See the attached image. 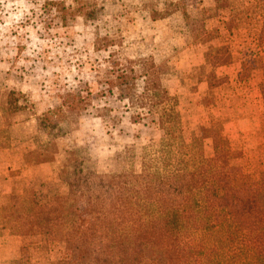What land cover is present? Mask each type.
I'll return each mask as SVG.
<instances>
[{
    "label": "rangeland",
    "instance_id": "rangeland-1",
    "mask_svg": "<svg viewBox=\"0 0 264 264\" xmlns=\"http://www.w3.org/2000/svg\"><path fill=\"white\" fill-rule=\"evenodd\" d=\"M48 1L0 0L1 142H8L11 123L22 122L26 137L14 150L34 149L27 163L49 169L23 192L0 194V208L12 196L30 206L63 195L87 223L95 217L94 201L81 187V165L100 173L130 163L139 169L142 150H154L164 131L156 112L141 110L142 121L132 122L133 110L111 85L112 70L121 71L127 59L156 64L177 99L186 142L201 139L210 157L213 143L225 138L226 164L244 183L264 179V0H54L67 7L64 16L47 13ZM96 40L106 47L95 49ZM112 60L120 65L113 68ZM223 60L229 61L217 65ZM131 86L139 90L141 79ZM108 88L81 109L85 90ZM77 168L80 180L71 189L66 181ZM3 224L0 209V240L8 249L0 264H88L75 250L81 228L60 233L52 212L43 231L19 234Z\"/></svg>",
    "mask_w": 264,
    "mask_h": 264
},
{
    "label": "trees",
    "instance_id": "trees-1",
    "mask_svg": "<svg viewBox=\"0 0 264 264\" xmlns=\"http://www.w3.org/2000/svg\"><path fill=\"white\" fill-rule=\"evenodd\" d=\"M44 8L63 16L67 12L54 0ZM259 45L264 51V34L259 35ZM105 47L104 40H96L95 49ZM111 64L114 68L120 62ZM112 75L111 85L133 110L132 122L157 113L164 131L157 147L142 150L138 170L131 163L112 173L81 165V187L94 201L95 217L87 223L66 197L47 195L30 206L17 196L9 198L0 208L3 225L19 234L29 228L43 231L45 215L52 212L60 233L67 227L81 228L75 250L88 264H264V179L244 183L226 164L230 147L225 138L213 143L210 157L204 155L201 139L185 141L177 99L152 60L127 59L125 67L112 70ZM137 79L142 82L139 90L131 86ZM259 88L264 100V74ZM107 92L111 88L85 90L81 109ZM76 174L78 168L66 181L71 189L80 180Z\"/></svg>",
    "mask_w": 264,
    "mask_h": 264
},
{
    "label": "crops",
    "instance_id": "crops-1",
    "mask_svg": "<svg viewBox=\"0 0 264 264\" xmlns=\"http://www.w3.org/2000/svg\"><path fill=\"white\" fill-rule=\"evenodd\" d=\"M238 122L240 123L241 121ZM26 123L28 124V122ZM21 124L23 125L22 122H13L8 126L9 139L7 143H2L0 138V194L8 192L21 193L29 188L31 182L34 185L36 179H40L38 182L43 180L49 170L46 163V165L44 163L38 165L27 163L25 157L33 151L35 153L34 149L18 150L16 148L14 150V147L21 144L26 137V131L20 129L21 126L19 125ZM2 126L3 124L0 122V128ZM240 126H246L245 122L243 121ZM16 130H19V132ZM16 137L20 139L16 140ZM0 241V258H5L4 253L8 249L3 247L5 246L4 240ZM9 250H14V248Z\"/></svg>",
    "mask_w": 264,
    "mask_h": 264
}]
</instances>
